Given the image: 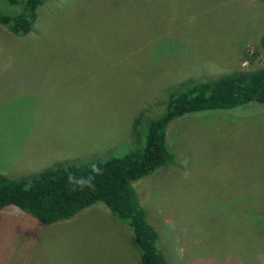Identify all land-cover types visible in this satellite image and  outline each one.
<instances>
[{
    "label": "rangeland",
    "instance_id": "rangeland-1",
    "mask_svg": "<svg viewBox=\"0 0 264 264\" xmlns=\"http://www.w3.org/2000/svg\"><path fill=\"white\" fill-rule=\"evenodd\" d=\"M16 9L0 0L1 13ZM34 18L23 37L0 26L9 178L131 152L133 120L146 118L143 132L180 82L264 67V0H41ZM165 140L173 165L131 183L165 263L264 264V107L185 115ZM0 264H139V254L102 203L47 225L6 206Z\"/></svg>",
    "mask_w": 264,
    "mask_h": 264
},
{
    "label": "trees",
    "instance_id": "trees-1",
    "mask_svg": "<svg viewBox=\"0 0 264 264\" xmlns=\"http://www.w3.org/2000/svg\"><path fill=\"white\" fill-rule=\"evenodd\" d=\"M40 1L4 0L17 9L11 14L0 12V26L15 37L25 36L31 30ZM258 43L264 52V32ZM171 90L161 114L144 121L143 132L138 129L146 118L137 116L133 120L131 140L137 148L131 152L89 168L65 167L60 161L33 176L14 179L0 174V209L13 206L47 225L68 220L80 210L102 203L115 220L130 230L139 264H166L155 248L156 232L147 222L131 183L173 165V154L165 140L166 127L173 120L249 103L264 107V67L252 72L233 71L213 80H188Z\"/></svg>",
    "mask_w": 264,
    "mask_h": 264
},
{
    "label": "crops",
    "instance_id": "crops-1",
    "mask_svg": "<svg viewBox=\"0 0 264 264\" xmlns=\"http://www.w3.org/2000/svg\"><path fill=\"white\" fill-rule=\"evenodd\" d=\"M26 215V214H25ZM28 216V215H27ZM29 217V216H28Z\"/></svg>",
    "mask_w": 264,
    "mask_h": 264
}]
</instances>
